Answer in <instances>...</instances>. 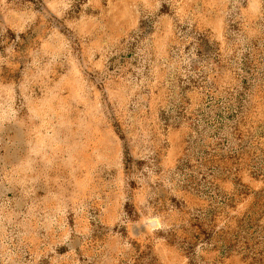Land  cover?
Instances as JSON below:
<instances>
[{
	"label": "rangeland",
	"instance_id": "rangeland-1",
	"mask_svg": "<svg viewBox=\"0 0 264 264\" xmlns=\"http://www.w3.org/2000/svg\"><path fill=\"white\" fill-rule=\"evenodd\" d=\"M0 264H264V0H0Z\"/></svg>",
	"mask_w": 264,
	"mask_h": 264
}]
</instances>
